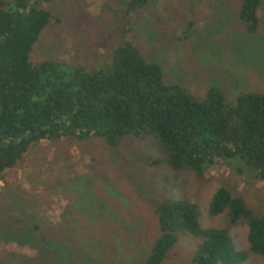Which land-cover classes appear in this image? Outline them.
Returning <instances> with one entry per match:
<instances>
[{"label": "rangeland", "instance_id": "374dc122", "mask_svg": "<svg viewBox=\"0 0 264 264\" xmlns=\"http://www.w3.org/2000/svg\"><path fill=\"white\" fill-rule=\"evenodd\" d=\"M128 3H45L51 20L30 61L93 74L110 64L126 37L145 61L160 66L164 84L196 101L213 88L228 106L240 94L264 96V0L254 33L240 19L241 0H147L130 19ZM164 158L147 136L129 135L113 146L102 138L33 145L0 181V264H146L160 236L155 211L172 200L198 205L201 228L225 231L235 250L247 252L239 264H264V256L249 252L247 225L230 224L228 210L208 212L213 195L226 188L260 216L264 180L239 158L200 175L176 174ZM199 246V238L179 231L160 264H197Z\"/></svg>", "mask_w": 264, "mask_h": 264}, {"label": "trees", "instance_id": "16d2710c", "mask_svg": "<svg viewBox=\"0 0 264 264\" xmlns=\"http://www.w3.org/2000/svg\"><path fill=\"white\" fill-rule=\"evenodd\" d=\"M50 1H0V181L40 141L102 138L113 146L129 135L147 136L176 174L200 175L210 165L239 158L264 180L263 95L240 94L228 106L213 88L196 101L181 87L164 84L160 66L145 61L126 37L110 64L93 74L69 73L51 62L33 64V45L51 20L43 6ZM241 1L240 19L254 33L261 0ZM146 3L129 0L126 17ZM245 203L221 188L208 212L213 217L228 210L230 224L247 225L249 252L264 256V212L257 217ZM155 212L160 236L146 264H160L179 231L200 239L197 264H239L248 256L235 250L225 231L201 228L194 203L167 201Z\"/></svg>", "mask_w": 264, "mask_h": 264}, {"label": "flooded vegetation", "instance_id": "af4514ba", "mask_svg": "<svg viewBox=\"0 0 264 264\" xmlns=\"http://www.w3.org/2000/svg\"><path fill=\"white\" fill-rule=\"evenodd\" d=\"M35 229H36V227H35Z\"/></svg>", "mask_w": 264, "mask_h": 264}]
</instances>
